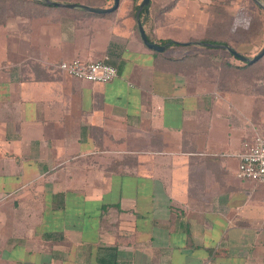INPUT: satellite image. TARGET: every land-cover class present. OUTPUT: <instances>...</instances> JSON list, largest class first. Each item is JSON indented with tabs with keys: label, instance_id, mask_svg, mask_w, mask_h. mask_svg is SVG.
I'll return each mask as SVG.
<instances>
[{
	"label": "crops",
	"instance_id": "1",
	"mask_svg": "<svg viewBox=\"0 0 264 264\" xmlns=\"http://www.w3.org/2000/svg\"><path fill=\"white\" fill-rule=\"evenodd\" d=\"M136 1L0 23V264H264V183L237 176L264 134V56L220 80L215 0H151L163 52ZM73 60L118 75L57 70Z\"/></svg>",
	"mask_w": 264,
	"mask_h": 264
},
{
	"label": "rangeland",
	"instance_id": "2",
	"mask_svg": "<svg viewBox=\"0 0 264 264\" xmlns=\"http://www.w3.org/2000/svg\"><path fill=\"white\" fill-rule=\"evenodd\" d=\"M1 1L2 6L0 7V23H5L9 17L8 15L12 16L25 13L22 15H34L39 17V15H43L55 10L54 8H32L31 6L33 5H30L28 3L26 5H23L21 3L23 0H0V2ZM25 1L28 2L30 0ZM33 1L40 2L39 0ZM79 1H81L82 3H86L85 5H96L103 3L105 0ZM259 1L262 6L257 5L254 0H215V2L211 5V13L214 19L213 29L215 32V37L213 40H225L233 49L237 50L239 47H241L243 50L247 51L244 53H239L247 55L248 57H254L256 53L264 47V0ZM136 2V6H140L142 0H137ZM15 11L17 13H15ZM228 30L231 31V34L230 36H225ZM254 45L258 48L255 50L256 52L253 53L249 50ZM207 53L211 54V56L213 57L218 58L216 59V61L219 62V67L213 72L215 73V76L218 75L217 77H220V80L221 77H224L225 74L229 75V73H226V71H223L222 69V67L227 64V60L231 62H238L225 49L216 48L215 50L211 52L208 51ZM263 62L264 61L259 63V65H256V68H258L256 70V76L262 75L264 77ZM229 72L230 76L232 77V72L230 70ZM259 86L260 88L264 89V85H262V83ZM262 94H264V92H262Z\"/></svg>",
	"mask_w": 264,
	"mask_h": 264
},
{
	"label": "built area",
	"instance_id": "3",
	"mask_svg": "<svg viewBox=\"0 0 264 264\" xmlns=\"http://www.w3.org/2000/svg\"><path fill=\"white\" fill-rule=\"evenodd\" d=\"M57 70L93 83H109L118 75L117 68L105 60L62 62L57 66ZM238 158L237 176L239 179L264 183V134L255 135L251 140L245 142Z\"/></svg>",
	"mask_w": 264,
	"mask_h": 264
},
{
	"label": "water",
	"instance_id": "4",
	"mask_svg": "<svg viewBox=\"0 0 264 264\" xmlns=\"http://www.w3.org/2000/svg\"><path fill=\"white\" fill-rule=\"evenodd\" d=\"M42 3L48 4V5H53V6H57V7H65V8H71V9H82L85 10L87 12H91V13H106V12H111L115 9L118 8L119 6V0H114V5L111 8H99V7H92L89 5H85V4H79V3H60V2H55L52 0H39ZM256 2L257 5L262 6V4L260 3L259 0H254ZM150 2L151 0H142L139 9L137 11V21H138V28H139V32L141 35V38L143 40V42L151 49L153 50H157L160 52H163L166 47L165 46H161L158 44H155L153 42H151L146 34V31L143 27L140 15L142 13V11L145 8H148L150 6ZM264 8V7H263ZM212 47H220L222 49L227 50L232 56H234L235 58L239 59L240 61H243L245 63L248 64H254L257 61H259L263 56H264V47L263 49L256 55L254 56V58H249L247 56H244L242 54H240L239 52H237L236 50H234L232 47L227 46V45H211Z\"/></svg>",
	"mask_w": 264,
	"mask_h": 264
},
{
	"label": "trees",
	"instance_id": "5",
	"mask_svg": "<svg viewBox=\"0 0 264 264\" xmlns=\"http://www.w3.org/2000/svg\"><path fill=\"white\" fill-rule=\"evenodd\" d=\"M55 1H60V0H55ZM68 1L70 0H67L66 3H69ZM21 2V1H20ZM23 5H26L27 3L30 4V5H33L31 6L32 8H37V9H43V8H57L56 6H53V5H48V4H45V3H42V2H36V1H33V0H30L28 2H26L25 0H23L21 2ZM2 1L0 2V7L2 6ZM139 6H136V10L135 12L138 10ZM149 7L148 8H145L141 15H140V18H142V16L148 11ZM15 13H17L15 11ZM21 13V12H20ZM21 14H25V13H21ZM207 44H211V45H228L227 42H221V41H209ZM232 56V55H231Z\"/></svg>",
	"mask_w": 264,
	"mask_h": 264
}]
</instances>
